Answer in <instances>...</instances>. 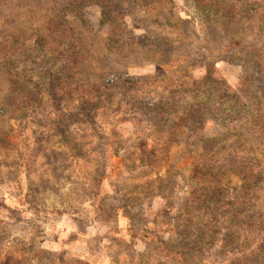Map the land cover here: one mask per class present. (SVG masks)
<instances>
[{
  "label": "rangeland",
  "instance_id": "rangeland-1",
  "mask_svg": "<svg viewBox=\"0 0 264 264\" xmlns=\"http://www.w3.org/2000/svg\"><path fill=\"white\" fill-rule=\"evenodd\" d=\"M82 1L0 0V264H264V0Z\"/></svg>",
  "mask_w": 264,
  "mask_h": 264
},
{
  "label": "trees",
  "instance_id": "trees-1",
  "mask_svg": "<svg viewBox=\"0 0 264 264\" xmlns=\"http://www.w3.org/2000/svg\"><path fill=\"white\" fill-rule=\"evenodd\" d=\"M88 2L97 4L101 8L102 24H105L109 27V35L107 37V41L109 45L117 44V39L124 33L123 29V19L127 15H130L135 12H138L140 7L147 1L151 0H87ZM171 2V0H168ZM79 2H83L79 0ZM195 3L199 4V0H195ZM77 4H75L76 6ZM170 101L174 103L173 97H170L167 101L160 102L159 105L163 104L164 106L172 104ZM159 107V106H157ZM163 111V110H160ZM167 111V108L166 110ZM172 112V111H171ZM163 114V112H161ZM213 199L208 200L207 202H212ZM194 211H198V209H194ZM195 218V217H194ZM186 231V230H184ZM179 237V234H176ZM190 238H193L190 240ZM188 242L186 244H180L181 246L174 247V245H169V241L167 243L160 242L161 254L165 253V257L172 259L178 258L181 263L187 264V259H192L193 261H198L201 257L203 250L207 247V242L203 238L202 235L192 236L185 238ZM189 239V240H188ZM183 240V239H182ZM132 244V243H130Z\"/></svg>",
  "mask_w": 264,
  "mask_h": 264
}]
</instances>
